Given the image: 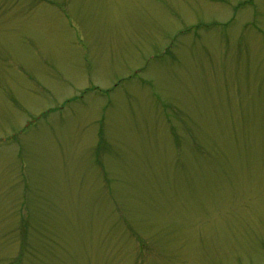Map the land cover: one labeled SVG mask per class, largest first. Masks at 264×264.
Here are the masks:
<instances>
[{"label": "rangeland", "instance_id": "rangeland-1", "mask_svg": "<svg viewBox=\"0 0 264 264\" xmlns=\"http://www.w3.org/2000/svg\"><path fill=\"white\" fill-rule=\"evenodd\" d=\"M0 264H264V0H0Z\"/></svg>", "mask_w": 264, "mask_h": 264}]
</instances>
